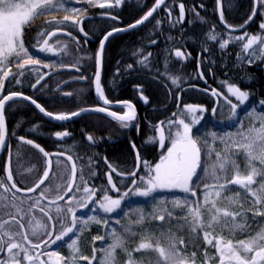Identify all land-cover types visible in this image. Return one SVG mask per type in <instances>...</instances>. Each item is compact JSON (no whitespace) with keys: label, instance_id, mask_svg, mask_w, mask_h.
Here are the masks:
<instances>
[{"label":"snow or ice","instance_id":"obj_1","mask_svg":"<svg viewBox=\"0 0 264 264\" xmlns=\"http://www.w3.org/2000/svg\"><path fill=\"white\" fill-rule=\"evenodd\" d=\"M81 2L82 0H75L76 4ZM85 2L90 7L116 9L126 0ZM161 6H164L171 27L183 24L184 3H179L178 18L171 19L172 9L165 4V0H154L150 7L145 5L147 10L134 22L125 27L113 26L110 30L103 31L102 37L98 39V48L91 57V77L85 75L87 67L81 70L83 57L75 55L70 67L75 68L79 75L74 77V80L88 81L94 87L96 99L93 106L79 107L75 111L53 112L22 90H9L6 95L0 94V148L7 147L8 150L5 172L7 181L10 182L5 184L0 180V188L4 191V195H0V264H93V261H97V264H121L118 259L120 255L126 258L123 264H197L196 252L187 255L186 248L182 247L186 242L178 233L185 229L193 243L202 233L203 243L215 249L218 264H264V226L252 230V234L249 231L251 224L248 222V213H251L254 222L257 218L264 220V110L257 111V107L264 109V99H259L258 105H252L250 108L247 106L246 102H249L250 96L255 95L242 88L239 83L242 79H254L247 74L235 80L219 79L218 87L206 86L197 89L195 84L189 85L190 89L205 94L208 100L212 101L211 104L207 101H182L180 93H187V90L181 87L182 78L171 77V86L165 85L168 91L165 99L159 103L165 111L169 110V104L176 110L171 111V115L163 120L157 119L155 123L148 121L146 124L153 133L148 137V141L158 144L160 149L158 159L154 163L142 158L136 144L132 142L131 148L135 156L131 168L118 170L107 157H103L108 171L98 174V154L76 155L74 159L73 155L67 154L74 145L49 152L33 139L17 136L13 132L12 137L19 143L36 149L46 163L42 176L34 186L21 189L13 182L12 146L6 144L9 135L6 106L12 107L21 101L30 102L44 117L61 123L85 114H104L105 118L116 122L121 129L135 127L139 132L136 104L129 99L112 100L106 94L102 80L106 42L115 34L146 25ZM215 10L219 13V24L230 31L217 32L216 26L213 25L199 42L203 44L201 51L208 53V56L203 58L198 53L196 58L197 77L204 80L205 85L208 81L205 71H200L202 65L214 78L217 66L228 67L227 55L217 65V61L212 58L213 49L207 46L209 41L218 44L222 53L230 44L240 48L236 53L234 68L243 69L245 65L258 67L257 62L264 63V0H253L249 14L239 25L226 22L223 0H216ZM193 12L195 19L202 24L207 23L194 8ZM45 15L51 16L52 19L46 22L43 30L38 29L34 36H30L28 28L31 21ZM101 16H110L113 21L119 18L110 12L101 13ZM257 16L260 17L259 31L252 34L247 29ZM85 19H92L87 15V9L72 6L71 0H0V93L5 91V81L9 84L14 82V85L21 87L27 83L29 88L43 93L47 87L45 77L50 76V73L42 72L41 68L52 69L57 67V64L43 61L30 49L36 53L58 56L67 55L71 48L78 54L83 51V45L95 35L85 31ZM161 23L160 19H156L154 27L159 29ZM189 23L193 21L190 20ZM237 31H241V34L233 35ZM74 32L82 34L83 41L74 35ZM60 36L67 39H61ZM148 39V45H143L133 52V57H137L133 63L119 66L120 62H117L113 80L115 84L117 76L123 78L137 74L138 79L144 80L145 83H134L133 92L145 105L149 104V97L145 95L147 84L155 82L157 76H160L158 71L154 74L148 71L150 64L157 56L164 55L167 68L168 54L173 51L165 48L163 53H157L156 56L150 51L145 55L144 47L157 44V40L152 36ZM168 40H173V37L169 36ZM181 47L182 45L174 48V56L183 61L190 57L191 53L182 51ZM13 63L16 71L9 66ZM59 66L69 65L60 61ZM145 72L148 74L139 75ZM224 76L228 77V71L224 72ZM42 81L45 83L41 84ZM172 86H175V91ZM83 92V89H79L78 95L82 96ZM72 95L71 92L63 93L65 97ZM114 108L119 110H113ZM238 109L243 111L244 118L248 119L247 127L244 126ZM209 112L210 115L206 117L205 114ZM218 114L222 119H217ZM209 124L213 129L219 130L209 129ZM225 128H234L235 131H225ZM30 131H35V128ZM71 136L72 133L66 129L54 133L57 141H64ZM86 140L89 147L97 142L91 134H86ZM19 155L18 150L17 156ZM53 157L58 171L53 170ZM62 157H66V161L62 160ZM67 162L71 163L70 168ZM53 180L59 182L53 185ZM46 181L48 185L41 188ZM232 186L243 190L244 196L242 197L240 191H233ZM38 189V195L27 196L28 193H36ZM22 191L26 199L17 195ZM9 192L12 193L11 197L6 195ZM131 197L147 198L151 211L146 213L140 206L125 211L122 204L130 202ZM82 209H88L95 214L78 215ZM37 210L46 219H38L35 215ZM121 212L123 217H129L131 213L133 218L122 224ZM4 216L8 219H4ZM166 220L169 225L175 223V228L168 227L166 231L155 235L146 227L147 222L158 221L163 224ZM113 221L115 225H119V230L113 226ZM93 224L102 226L105 232L103 235L93 236L92 243L102 241L105 246L99 249L93 247L92 255L88 256L81 252L79 242L82 234ZM217 229L220 230L219 233ZM225 230L230 238L222 235ZM70 233L75 238L67 243L68 256L62 255L58 250H52V245L64 241ZM236 233L247 235L245 239L231 238ZM136 241V247L129 248V243ZM194 246L198 247L195 244ZM134 253H139L140 258ZM203 255L201 264H210L213 257L209 256L207 249Z\"/></svg>","mask_w":264,"mask_h":264},{"label":"trees","instance_id":"obj_2","mask_svg":"<svg viewBox=\"0 0 264 264\" xmlns=\"http://www.w3.org/2000/svg\"><path fill=\"white\" fill-rule=\"evenodd\" d=\"M71 3L72 6L75 5V1H71ZM153 3L154 0H139L135 3L129 2L125 7L121 6L116 9H99L90 7L86 2H83L81 7L86 8L87 15L92 17L91 21L85 19L83 26L85 27V31H88L90 34H95L93 38L90 39L91 42L89 43V49L92 50V54L94 55V52L97 50L98 39L102 37L104 30H110L113 26L125 27L128 23L134 22L135 19H138L139 16L143 14V11L147 10L145 5L150 7ZM179 3L185 4V20L183 24H177L176 27H171L168 23L169 17L163 7L145 26L129 33L117 34L111 37L106 46L104 67L102 71V80L105 83L106 94L109 96V99H129L136 104L140 124L139 132H137L135 127L121 129L116 122L110 121L102 115H91L82 118V123L68 124V126L74 128V134L70 138H67L63 143L55 142L53 148H57L59 146L60 150H63L74 145L71 151L67 153L68 155H73L74 159L76 155L98 154L96 169L98 174L105 173L108 170L107 165L103 161V157H107L108 161L114 166H117L118 170L120 168H131L133 166L135 156V153L131 148L132 142L136 144L137 150L140 151L142 158H146L148 161L154 163L158 159L160 149L158 144L148 141V137L153 135V133L150 128L146 127V124L148 121L155 123L157 119L163 120L167 116L171 115V111L176 110L174 106L169 104V110L165 111L163 106L159 103L165 99L166 92L168 91L165 85L171 86V77L173 76L181 77V87L187 90L186 94L185 92L180 93L182 101H207L208 104H211L212 101L208 100V97L205 94H202L198 90L190 89L189 85L195 84L197 89L204 88L206 86L218 87L219 79L232 78L235 80L238 77H245V74L254 77L251 81H248L247 79L239 81L242 88L250 91L251 93H255V95H251L249 99L251 106L258 105L259 99H264V63L257 62L259 64L258 67L256 65H245L243 69L234 68L233 64L235 62L236 53L240 51L238 46L230 44L229 48L222 53L218 48V44L209 41L207 46L213 49L214 56L212 58L217 61V65H219L221 59L227 55L228 67L220 68L217 66L215 68L216 77L214 78L212 75L207 73L206 68L202 65L200 71H205V78L207 79L208 84L205 85L204 80L198 79L196 64L197 54L200 53L201 58L208 56V53L201 51L203 44L199 43L203 40L204 33L211 29L213 25L216 26L215 31L217 32L224 33L228 30H225L224 27L219 24L218 12L215 10L216 0H168L166 5H169L172 9L171 19L178 18ZM252 3L253 0H223L226 22L232 25L242 24L250 12ZM201 4H203V7H201ZM193 8L195 9V12L205 18L207 23L202 24L198 19H195ZM104 12H110L111 15H118L119 18L118 20L113 21L110 16H101V13ZM51 19L52 17L48 15L34 18L31 21V26L28 28L29 35L34 36L36 34V30H43V26H45L46 22ZM156 19H160L162 22L159 29L154 27ZM190 20H192L193 23L190 24ZM259 20L260 17L257 16L254 22L247 29L250 33L256 34L259 31ZM240 34L241 33H233V35ZM149 36L155 38L157 40V44L144 47L145 55L150 51L154 54V56H156L157 53H163L165 48L173 51L168 54L169 63L167 68L165 67L164 55L157 56V59L150 64L148 71L153 74L158 71L160 76H157L155 82L147 84L145 95L149 97V104L145 105L136 98L133 92L134 83H145L144 80L138 79L137 74L124 76L123 78L117 76L115 84H113V80L118 67L117 62H120L119 66L133 63L134 59L137 58L133 57V52L140 49L143 45H148ZM169 36L173 37V40H168ZM63 39L67 38L63 37ZM181 45L182 51L191 53V56L183 61L177 60L174 56V48ZM30 51H33V54L35 55L34 50L30 49ZM14 65L15 64L13 63L9 66L12 67ZM229 69H231V71H229ZM12 70L14 71L15 69L12 67ZM225 71H228V77L224 76ZM147 74L148 73L145 72L140 73L139 75ZM193 77L197 78L192 79ZM149 79H151V76H149ZM172 90H176L175 86H172ZM79 107L81 106L73 104V106H68V108L64 111H75L78 110ZM10 108L13 110H19L20 116L18 117H23V119L31 118V114L28 113L27 110H32V108L23 101L18 102L17 105ZM154 109L159 110L154 111ZM257 110L261 111L264 109L257 107ZM238 112H240L241 115V110L238 109ZM209 115L210 112L205 114L206 117ZM6 116L8 120L11 119L13 111L7 110ZM217 119H222V117L218 114ZM208 128L215 131L219 130L213 129L211 124L208 125ZM228 129L229 128H225L224 130L227 131ZM86 134L94 136L97 141L94 146L89 147V142L86 140ZM30 135L28 134V136L35 142L41 144L42 146H46L42 138L37 136L36 133ZM25 150L26 152L24 154L20 153V155L17 156L16 153H13L12 157L13 179L16 185L21 188L34 186V184L37 183L39 178L42 176V171L46 167L44 158L39 152L30 146H26ZM61 159L66 161L64 158ZM6 160L7 159L5 157V160L0 165V180H2L5 184ZM68 166H70L69 163ZM29 167L32 168L31 171L27 170ZM103 179L106 181V177ZM96 182L99 183L100 181ZM47 185L48 182L46 186ZM38 193L31 196H36ZM0 195H4V191L1 188ZM6 195L11 197L10 194ZM18 196L27 198L22 195ZM4 219H8V217L4 216ZM249 219L252 220L251 216H249ZM250 224L256 225L257 223L252 222Z\"/></svg>","mask_w":264,"mask_h":264},{"label":"flooded vegetation","instance_id":"obj_3","mask_svg":"<svg viewBox=\"0 0 264 264\" xmlns=\"http://www.w3.org/2000/svg\"><path fill=\"white\" fill-rule=\"evenodd\" d=\"M138 1L139 0H126V2L122 5V7H125L126 4L129 3V2H132V3L134 2L135 3V2H138ZM74 35H76L79 39H81V41H83V35L82 34H80L78 32H74ZM60 38L63 39V36H60ZM54 40H55V38L53 39V42H54ZM90 42H91V40H89V42L86 45H83V51L79 52L78 54H75L71 48H70L69 53L67 55H63L62 54V55H58V56H53L52 54H40V53H36L35 52V55L38 58L42 59L43 61H45V62H54V63L57 64V67L52 68V69H48L47 70V69L41 68L42 72L51 73V72H54V71H57V70H60V69H68L65 72L55 74L53 76H50L48 79H46L45 81H47V87L44 89L43 93L29 88L27 83H25L23 85V87H21L19 85H14V82H13V84H9L8 81H7V83L5 85V91H4L3 94L6 95L9 90H22V91L25 92L26 95H32L33 98L37 99V102L41 103L42 106H44L47 110L53 111V112L64 111V110H66L68 108V106H70V105L73 106V104L81 106V107H91V106H93V102L96 99L95 98L94 87L91 86L88 81L76 82L74 80V77L78 76L79 73L76 72L75 68L70 67L71 63L73 62V59H74L75 55L83 57V59L81 60V66H82L81 70H83V67H87L88 70L85 73V75H87L89 77L92 76L93 68L91 67V65L93 64V59H91V57H93V54H92L93 52H92L91 49H89V45H90L89 43ZM60 61H63L66 65H69V66L60 67L59 66ZM12 67L15 69V65L12 66ZM14 71H16V69ZM45 81H44V83H45ZM32 82H34V78L32 79ZM44 83H42V84H44ZM65 83H68V84L63 86V87H61ZM39 87L40 86H38L37 88H39ZM79 89H83L84 90L82 96L78 95V90ZM64 92H71V93H73V95L70 96V97H65V96H63ZM25 103L32 108V110H27L28 113L31 114V118H28V119H23V117H18V116H20L19 115V110H17V109L13 110L12 108L6 106V111L7 110H12L13 111L12 118L9 119V120L7 119L9 135H8V138L6 139V144H10L12 146L11 167H12L13 153L17 154V151L19 150V153L24 154L26 152L25 147L29 146V145H26V144L19 143L14 137H12V133L13 132H15L17 136H26V138H29V139H31V137H29L28 134L30 135V134L36 133L37 136L42 138V140L46 144V146H43V147L47 151L56 152V151L60 150V148L59 147H57V148L54 147L53 148L55 142H60V143L62 142L63 143L67 139L66 138L64 141H57L55 139V137H54V133L56 131H63V130L66 129L70 133H72V135H73L74 134V128L68 126V124L82 123L83 122L82 118L87 117V116H91V115H102V116H104V114H88V115L76 118V119H74L72 121H69L67 123L55 124V123H52V122L48 121L31 104H29L28 102H25ZM10 104H12V102H10ZM113 110H119V109L118 108H114ZM39 117H41V118H39ZM108 119L110 120V118H108ZM33 128H35V131H30ZM5 157L7 159L6 161H8V150H7V147H5L3 153H2V155L0 157V165L5 160ZM62 158L66 159V157H62ZM68 163L71 166V163L70 162H68ZM70 166H68V167L70 168ZM53 170L58 171L54 167V157H53ZM51 175H52V173H51ZM113 175H114V179H115V174H113ZM13 182H15L14 179H13ZM47 182H46V184H47ZM6 184H9L8 181H7V178H6ZM46 184L43 185L41 188L45 187ZM17 187L21 188L19 186H17ZM1 189L3 190V188H1ZM21 189H25V188H21ZM7 194L11 195L12 193L9 192ZM17 195H22V194L17 193ZM22 196H24V195H22ZM139 199H140L139 197L137 199L135 197H132L130 199V202H126L125 204H122V207L124 205H129V204L132 205V203L135 200H139ZM45 203H46V201H45ZM85 213H86L85 209H82V210H80L78 212V215H85ZM112 215H115V214H112ZM39 219H46V218L40 216ZM26 230H28V229L26 228ZM97 234H102L103 235L104 232L100 230V231H98ZM91 237H93V235ZM91 240H92V238H91ZM62 243H63V241H58L57 242V245H59V247H57V245H52V250H58V251L61 252L62 255L67 253L65 247L62 246ZM95 245H96V242H95V244H93L91 242V254H89V256L92 255V248L96 247ZM132 247L134 248V247H136V245L132 244ZM121 259L124 261L125 258H124L123 255L121 256ZM95 263H96V261H93V264H95Z\"/></svg>","mask_w":264,"mask_h":264},{"label":"rangeland","instance_id":"obj_4","mask_svg":"<svg viewBox=\"0 0 264 264\" xmlns=\"http://www.w3.org/2000/svg\"><path fill=\"white\" fill-rule=\"evenodd\" d=\"M71 1H75V0H71ZM85 2V0H82V2L80 4H76L74 3L76 7H81V4ZM247 103V106L250 108L251 107V104L249 102H246ZM240 110V109H239ZM258 111V110H257ZM241 117L243 118V124L245 127L248 126L249 124V121L247 118H244V112L241 111ZM215 131V130H214ZM227 131H235L234 128H231V129H228ZM241 162V165L243 166V160L241 159L240 160ZM29 169L32 170L31 167H29L27 170L29 171ZM27 172V171H26ZM59 182L58 180H53L52 183L54 185V183H57ZM233 187V191H240L241 192V195L242 197L244 196V193H243V190L239 189L238 186H232ZM233 193H228V195H232ZM132 198V197H131ZM130 198V199H131ZM136 199L138 197H135ZM26 199V198H25ZM136 206H140V207H143L145 212H150L151 211V204L147 202V198H140L139 200H135L132 205H124L123 208L125 211H127L129 208H133V207H136ZM126 207V208H125ZM91 208V207H90ZM169 208H171V205H169ZM86 213L85 215H88V214H95V213H91L89 210L85 209ZM119 211V210H118ZM35 215L37 216V218L39 219L41 214L36 211L35 212ZM251 216V213H248V217ZM132 215L130 213L129 217H123V213L121 212L120 213V219H121V223L122 224H126L129 222L130 219H132ZM27 219V218H26ZM248 222L249 224L250 223H257L256 225L255 224H251V229L249 230L252 234H254V231L252 230H258L259 227L261 226H264V220H261L260 218H257V220L254 222L253 220H250L248 219ZM113 226L116 227L118 230H119V225H115L114 221L112 222ZM146 227L152 231L155 235H159L161 231H166L168 229V227H173L175 228V223H173L172 225H169L167 220L161 224L160 222L158 221H150V222H147L146 223ZM103 231L105 232V229L102 227V226H98V225H91L88 230L86 232H84L81 236V240L79 242V247H80V250L81 252L84 254V255H88L91 254V236H96V235H102V234H97L98 231ZM219 229H217V232L219 233ZM96 234V235H95ZM178 235L182 236L184 239H185V246H182L184 248H186V254L187 255H190L193 251L196 252L197 254V264H201V262L204 260V251L207 249L208 251V254L209 256L213 257V259L210 261V264H218V258H216V254H215V249L212 248V246L210 245H205L203 243V238H202V233H200V236L199 238H197L195 240V242L193 243V241L191 239H189L188 237V234H187V229L183 230L182 232L178 233ZM222 235H224L225 238H230L229 237V233L227 232V230H225ZM246 233L245 234H242V233H236L234 237H231V238H234V239H245L246 238ZM72 238H75L73 236V234H69L68 237H65L63 243H62V246L65 247L67 253L64 254V256H68L69 255V250L67 248V243L70 242V239ZM138 242H130L129 243V248H133L132 247V244H137ZM195 245H198V247L194 246ZM96 248H102L105 246V243L102 242V241H96ZM134 255L137 257V258H140V254L139 253H134ZM121 256L120 255L118 257V259L120 260L121 259ZM98 257H99V253H98ZM125 258V257H124ZM126 259V258H125ZM124 259V260H125ZM121 264H123V260L121 259ZM83 264H87V262H83ZM97 264V261L96 263Z\"/></svg>","mask_w":264,"mask_h":264},{"label":"water","instance_id":"obj_5","mask_svg":"<svg viewBox=\"0 0 264 264\" xmlns=\"http://www.w3.org/2000/svg\"><path fill=\"white\" fill-rule=\"evenodd\" d=\"M167 1L168 0H165V4L167 3ZM164 6H161V8L160 9H158L157 10V12L156 13H154L153 14V17L163 8ZM218 17H219V13H218ZM257 17H255L254 18V20L256 19ZM152 18H150V20H151ZM148 22H146V24H147ZM222 25V24H221ZM143 26H145V25H142V26H140V27H138L137 29H139V28H141V27H143ZM223 26V25H222ZM224 27V26H223ZM137 29H135V30H137ZM132 31H134V30H131V31H129V32H132ZM228 31H230V30H228ZM129 32H123V33H119V34H124V33H129ZM236 33H241V31H237ZM115 35H117V34H115ZM114 35V36H115ZM111 38V37H110ZM107 43L108 42H106V46H107ZM48 70V69H47ZM68 69H60V70H57V71H54V72H51L50 73V76H53V75H55V74H58V73H62V72H65V71H67ZM50 76H46L45 77V80L46 79H48ZM6 83H7V81H5V85H6ZM42 83H44V81H42L41 82V84ZM69 83V82H68ZM68 83H65L64 85H62L61 87H63V86H65V85H67ZM38 86H40V85H38ZM37 86V87H38ZM0 94H3V93H0ZM29 104H30V102H28ZM33 106V105H32ZM34 107V106H33ZM35 108V107H34ZM41 114V113H40ZM42 116H43V114H41ZM85 115H88V114H85ZM85 115H82V116H85ZM81 116V117H82ZM48 121H50V122H52V123H55V124H62L61 122H55V121H51V120H49L47 117H45ZM76 118H79V117H76ZM76 118H73L72 120H74V119H76ZM72 120H70V121H72ZM69 122V121H68ZM63 123H67V122H63ZM4 149H5V147L4 148H0V157H1V155H2V153H3V151H4ZM12 168V167H11ZM50 176H51V173H50ZM47 182V181H46ZM46 182H45V184H46ZM8 183H10V182H8ZM43 186V185H42ZM41 186V187H42ZM39 190V189H38ZM37 190V191H38ZM20 194H22V195H25V193L22 191ZM32 194H35V193H28L27 195H32Z\"/></svg>","mask_w":264,"mask_h":264}]
</instances>
